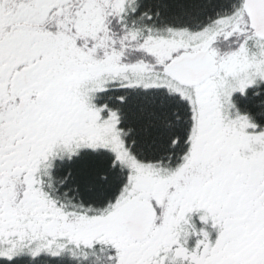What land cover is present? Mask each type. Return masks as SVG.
<instances>
[{
    "label": "snow or ice",
    "instance_id": "6c2138e0",
    "mask_svg": "<svg viewBox=\"0 0 264 264\" xmlns=\"http://www.w3.org/2000/svg\"><path fill=\"white\" fill-rule=\"evenodd\" d=\"M0 264H264V0H0Z\"/></svg>",
    "mask_w": 264,
    "mask_h": 264
}]
</instances>
